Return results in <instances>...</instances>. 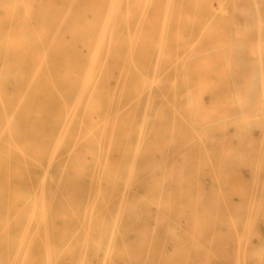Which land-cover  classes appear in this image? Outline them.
<instances>
[{
	"label": "bare ground",
	"instance_id": "bare-ground-1",
	"mask_svg": "<svg viewBox=\"0 0 264 264\" xmlns=\"http://www.w3.org/2000/svg\"><path fill=\"white\" fill-rule=\"evenodd\" d=\"M241 256L264 264V0H0V264Z\"/></svg>",
	"mask_w": 264,
	"mask_h": 264
},
{
	"label": "rangeland",
	"instance_id": "rangeland-1",
	"mask_svg": "<svg viewBox=\"0 0 264 264\" xmlns=\"http://www.w3.org/2000/svg\"><path fill=\"white\" fill-rule=\"evenodd\" d=\"M73 71L74 73L78 72L77 66L73 67ZM259 131L260 130L256 127H253L251 129L250 138H251L252 143H254V145H252V148L254 149V151L257 150L255 142H257L259 138V135H260ZM241 174L245 180H248L249 177L247 174V170L242 168ZM58 175H59V172H58L57 167H55L54 165L49 166L45 159H42L40 162L29 163L27 167L28 185L32 190L38 188L41 184L52 185L54 181L56 180V178L58 177ZM193 189L197 192L200 191L198 187V183L196 181L193 182ZM216 261L218 260L216 259ZM257 261H258V258L256 257L241 256L238 258H230L229 264H256Z\"/></svg>",
	"mask_w": 264,
	"mask_h": 264
}]
</instances>
